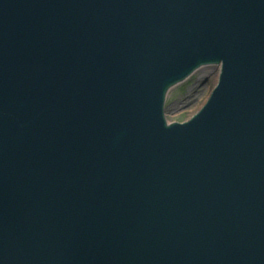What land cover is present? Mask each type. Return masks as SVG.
<instances>
[{"label": "water", "instance_id": "obj_1", "mask_svg": "<svg viewBox=\"0 0 264 264\" xmlns=\"http://www.w3.org/2000/svg\"><path fill=\"white\" fill-rule=\"evenodd\" d=\"M0 264H264V0H0Z\"/></svg>", "mask_w": 264, "mask_h": 264}, {"label": "rangeland", "instance_id": "obj_2", "mask_svg": "<svg viewBox=\"0 0 264 264\" xmlns=\"http://www.w3.org/2000/svg\"><path fill=\"white\" fill-rule=\"evenodd\" d=\"M212 71L206 75L203 71L195 72L189 79L173 87L166 100L165 116L169 122L187 120L204 105L210 89H214L219 69L211 67Z\"/></svg>", "mask_w": 264, "mask_h": 264}, {"label": "bare ground", "instance_id": "obj_3", "mask_svg": "<svg viewBox=\"0 0 264 264\" xmlns=\"http://www.w3.org/2000/svg\"><path fill=\"white\" fill-rule=\"evenodd\" d=\"M211 65L212 64H209L207 66L201 67L199 70L200 71L202 70L205 75H206V73L209 74L212 71V69H211L212 66Z\"/></svg>", "mask_w": 264, "mask_h": 264}]
</instances>
